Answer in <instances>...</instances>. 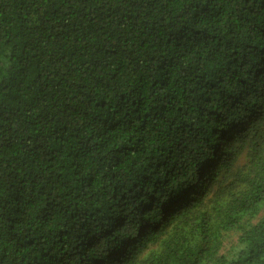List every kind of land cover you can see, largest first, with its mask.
Returning <instances> with one entry per match:
<instances>
[{
  "label": "trees",
  "instance_id": "16d2710c",
  "mask_svg": "<svg viewBox=\"0 0 264 264\" xmlns=\"http://www.w3.org/2000/svg\"><path fill=\"white\" fill-rule=\"evenodd\" d=\"M0 264H264V0H0Z\"/></svg>",
  "mask_w": 264,
  "mask_h": 264
},
{
  "label": "rangeland",
  "instance_id": "374dc122",
  "mask_svg": "<svg viewBox=\"0 0 264 264\" xmlns=\"http://www.w3.org/2000/svg\"><path fill=\"white\" fill-rule=\"evenodd\" d=\"M238 237H239L238 230L235 229V230L229 231L225 237L223 251H226L230 246H233L238 241Z\"/></svg>",
  "mask_w": 264,
  "mask_h": 264
}]
</instances>
